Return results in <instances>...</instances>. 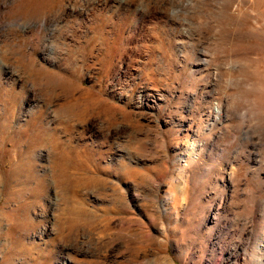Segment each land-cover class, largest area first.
<instances>
[{
	"label": "rangeland",
	"instance_id": "rangeland-1",
	"mask_svg": "<svg viewBox=\"0 0 264 264\" xmlns=\"http://www.w3.org/2000/svg\"><path fill=\"white\" fill-rule=\"evenodd\" d=\"M88 263L264 264V0H0V264Z\"/></svg>",
	"mask_w": 264,
	"mask_h": 264
},
{
	"label": "bare ground",
	"instance_id": "bare-ground-1",
	"mask_svg": "<svg viewBox=\"0 0 264 264\" xmlns=\"http://www.w3.org/2000/svg\"><path fill=\"white\" fill-rule=\"evenodd\" d=\"M47 20H50L49 18H46V21ZM44 21V20H43ZM120 29V28H119ZM122 30V29H121ZM117 33V32H116ZM120 36V35H119ZM113 39H112V43H113V46H114V48L113 47H111V46H108L107 48H106V50H108V51H111V50H115L116 49V46L118 45V43L120 42V39H121V37H112ZM106 40H108V38L106 37H104L103 38V44H106ZM105 46V45H104ZM66 156V155H65ZM72 160V159H71ZM64 165H62L61 167H63ZM64 168V167H63ZM90 222V221H89ZM91 225V224H90ZM88 264H93V263H88Z\"/></svg>",
	"mask_w": 264,
	"mask_h": 264
}]
</instances>
